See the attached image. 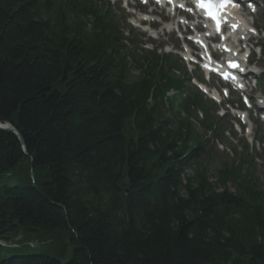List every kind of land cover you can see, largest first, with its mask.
I'll return each instance as SVG.
<instances>
[{"label": "trees", "instance_id": "16d2710c", "mask_svg": "<svg viewBox=\"0 0 264 264\" xmlns=\"http://www.w3.org/2000/svg\"><path fill=\"white\" fill-rule=\"evenodd\" d=\"M172 68L103 0H0V124L26 153L0 130V264H264V188L207 149Z\"/></svg>", "mask_w": 264, "mask_h": 264}, {"label": "rangeland", "instance_id": "374dc122", "mask_svg": "<svg viewBox=\"0 0 264 264\" xmlns=\"http://www.w3.org/2000/svg\"><path fill=\"white\" fill-rule=\"evenodd\" d=\"M112 2H113V0H111ZM129 5H134V3L133 2H130L129 3ZM119 8L121 9V6H119ZM125 15V13L123 14V16ZM129 21V20H128ZM127 21V22H128ZM132 24V25H131ZM131 24H128L129 25V27L130 28H132V30H134L135 31V33H142L139 29H137L135 26H137L138 25V22H131ZM260 24V23H259ZM263 30H264V28H262ZM261 29V30H262ZM143 30H145V29H143ZM142 34H144V33H142ZM153 39H156V40H152L151 38H149V36L147 35V34H145V40L146 39H150V40H152L154 43H155V45H157L158 43H161V42H165V40H168V38H166L165 37V35H164V37H165V39L163 40L162 39V36H160V35H157V36H151ZM168 42H170V40H168ZM263 43H264V41H263ZM159 45V44H158ZM148 47H150V46H148ZM153 47H155V46H153ZM213 83V82H212ZM221 140H223V141H227V139L226 138H222ZM262 142H264V136H263V141ZM236 143V141L234 142V144ZM215 146V145H214ZM215 148H216V150H218V149H220V148H217L216 146H215ZM220 150H222V149H220ZM258 152H260V149H259V147H257V146H250L249 145V157H251V158H253L254 159V163H253V169H254V177H255V179L258 181V183H259V185L262 187V188H264V160L262 159V158H260V157H255L256 155L255 154H258ZM1 244V243H0ZM16 244H18V243H16ZM51 243H50V241H48L47 239H45V240H43V241H32L31 242V246L33 247V248H35V249H33V250H30V249H25V251L27 252V253H39L40 251H44V252H46V251H48V246L50 245ZM19 245V244H18ZM30 245H29V247H30ZM24 247H27V246H24ZM31 248V247H30ZM51 250L53 251V252H55V251H57L56 253L57 254H55V253H52V255L53 256H56V255H63L64 253H66V254H64L62 257H65V256H67V255H69V251L68 252H65V250H64V252H63V250L61 251V248H60V251H59V248L57 247L56 249H54V248H51ZM57 257V256H56Z\"/></svg>", "mask_w": 264, "mask_h": 264}, {"label": "snow or ice", "instance_id": "6c2138e0", "mask_svg": "<svg viewBox=\"0 0 264 264\" xmlns=\"http://www.w3.org/2000/svg\"><path fill=\"white\" fill-rule=\"evenodd\" d=\"M157 2H159V0H157ZM168 2L171 3L172 0H168ZM240 3H247V0H195L196 7L199 10L203 11L205 16L211 19L215 23L217 33L221 32L222 23H224L225 26L230 27L233 31L236 30L238 25L236 24L227 25L226 21L223 20V11L228 6L237 7L239 6ZM179 6L181 8L184 7L183 5H179ZM248 6L250 7L251 5L248 4ZM187 11H191V9H187ZM250 31L254 33L255 29H250ZM229 66L234 68L239 67V65H237L234 62H230ZM205 67H207V65H205ZM240 71H243V69H240ZM238 87H243V85H238ZM225 94L227 95V90H225ZM245 103H247V97H245Z\"/></svg>", "mask_w": 264, "mask_h": 264}, {"label": "water", "instance_id": "95a60500", "mask_svg": "<svg viewBox=\"0 0 264 264\" xmlns=\"http://www.w3.org/2000/svg\"><path fill=\"white\" fill-rule=\"evenodd\" d=\"M0 130L6 131V132H11L14 135H16L18 140H19V142H20V144H21L22 151H23V153H25V147H24V143H23L22 138L17 134L16 130L10 124H6V125L0 124ZM30 176L31 177L33 176L32 173H30Z\"/></svg>", "mask_w": 264, "mask_h": 264}]
</instances>
